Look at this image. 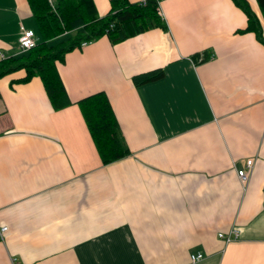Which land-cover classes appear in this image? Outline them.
<instances>
[{
    "label": "crops",
    "instance_id": "obj_1",
    "mask_svg": "<svg viewBox=\"0 0 264 264\" xmlns=\"http://www.w3.org/2000/svg\"><path fill=\"white\" fill-rule=\"evenodd\" d=\"M93 1L107 13L109 0ZM158 6L167 29L102 35L56 61L64 107L39 75L0 76V264H264V44L240 31L247 16L232 0ZM21 25L37 34L28 1L0 0V58L19 51ZM97 90L129 149L108 163L75 102ZM232 227L239 237L218 236Z\"/></svg>",
    "mask_w": 264,
    "mask_h": 264
},
{
    "label": "trees",
    "instance_id": "obj_2",
    "mask_svg": "<svg viewBox=\"0 0 264 264\" xmlns=\"http://www.w3.org/2000/svg\"><path fill=\"white\" fill-rule=\"evenodd\" d=\"M37 24L38 41L35 45L0 58V76L24 69L18 81L39 75L53 108L72 102L56 61H63L67 51L81 46L83 40L92 41L106 35L111 42L123 40L144 30L167 23L158 13V0H109L110 8L99 15L93 0H27ZM247 16V24L240 31L251 30L264 44L262 23L248 0H232ZM264 19V0H256ZM200 60L209 58L205 51ZM197 53L192 56L195 58ZM163 74L162 67L136 73L133 83L139 85ZM83 115L97 152L103 163L125 156L129 149L123 141L119 124L105 91L97 90L75 101Z\"/></svg>",
    "mask_w": 264,
    "mask_h": 264
},
{
    "label": "built area",
    "instance_id": "obj_3",
    "mask_svg": "<svg viewBox=\"0 0 264 264\" xmlns=\"http://www.w3.org/2000/svg\"><path fill=\"white\" fill-rule=\"evenodd\" d=\"M157 11L160 14L159 6H157ZM20 29H21V33L18 37L17 46H18V50L22 51V50H25L35 45L38 41V35L31 28H26L21 25ZM87 42L89 41L83 40L81 42V46L85 45ZM1 56L3 57L4 55L1 53ZM253 162H254V158L248 157L247 159H245L244 165L237 169V174L239 175L242 181H246L248 179V174H249L250 169L252 168ZM6 230H7V225L0 224V238L1 239L4 238ZM239 234L240 233L237 227H232L229 231H226V232L220 231L218 233V236L223 238L226 242H228L232 239L239 237ZM202 257H203V253L201 251L191 253L190 255V258L192 261L199 260ZM10 264H25V262L19 259L16 255H12L10 257Z\"/></svg>",
    "mask_w": 264,
    "mask_h": 264
}]
</instances>
